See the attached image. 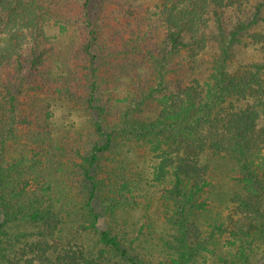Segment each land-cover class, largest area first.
Wrapping results in <instances>:
<instances>
[{
    "label": "trees",
    "instance_id": "16d2710c",
    "mask_svg": "<svg viewBox=\"0 0 264 264\" xmlns=\"http://www.w3.org/2000/svg\"><path fill=\"white\" fill-rule=\"evenodd\" d=\"M55 1L0 0V264H60L56 259L47 262L55 251L65 252L61 264H81L74 253L68 254L73 245L61 241L63 215L78 205L86 228H95L99 189L90 171L119 139L144 145L151 160L158 161L157 178L171 177L166 194L178 227L170 264L191 263L211 241L223 248L233 233L243 237L237 255L257 241L264 252V0H161L155 14L164 33L157 50L145 46L148 25L140 29L141 23L123 40L125 47L114 50L108 39L98 45L102 34L96 22L90 23V0H82L79 13L72 16L76 29L83 25L87 30L80 31L85 36L76 44L82 61L70 60L66 66L82 75L76 86L85 94V109L97 116L81 145L89 149L80 197L73 185L35 188L34 182L44 177L38 166L26 167L31 161L40 165L45 155L80 149L56 144L58 134L48 128L46 109L40 113L36 108V121L22 114L26 80L41 76L51 43L46 23L61 22L66 29L69 22L70 15L56 11L60 4ZM124 15L134 19L139 12L128 8ZM213 26L215 33L208 29ZM74 79L63 87L71 99L76 87L68 84ZM45 80L49 83L50 77ZM103 82L114 83L111 91L133 87L120 91L126 93L121 100L125 108L107 129L101 122L109 112L96 100ZM150 107L151 115L143 116ZM17 142L20 150L5 166L2 156ZM59 198L72 203L58 205ZM224 209L232 214L230 225L214 226L210 220ZM15 223L40 232L22 229L14 234L9 230ZM96 235L101 251L111 252L122 264H137L110 230H96ZM32 237H39L34 241L39 247L21 251L22 240ZM240 257L241 264H248L247 256ZM96 260L93 255L82 262Z\"/></svg>",
    "mask_w": 264,
    "mask_h": 264
},
{
    "label": "rangeland",
    "instance_id": "374dc122",
    "mask_svg": "<svg viewBox=\"0 0 264 264\" xmlns=\"http://www.w3.org/2000/svg\"><path fill=\"white\" fill-rule=\"evenodd\" d=\"M160 1L90 0L87 8L89 16L92 17L90 23L96 24V31L98 33L100 31L102 34V38L97 40V44L101 45L108 39L113 41V49L119 50L125 47L122 44L123 40L128 38L130 32H133L141 23L140 29L145 30L144 25H148L147 30L150 39L145 46L157 50L156 45L164 33V26L159 16L155 14ZM58 2L60 5L56 4V11L66 16L70 15L69 22L66 29L63 28L64 30L60 28L61 22L55 23L54 20H51L46 23L44 29L51 43L48 45L49 50L42 62L41 70L43 72H41V76L36 75V78L32 77L29 78L30 80H26V90L20 101L22 114L29 115L33 121H36L38 117L35 112L37 107L41 110L40 113H42V109L49 111L50 116L47 119V124H49L50 130L58 134L56 144L63 145L64 143L67 148L77 145L76 147H80V149L76 153L69 150L66 153L45 155L42 157L40 165H35L31 161L26 164V167L28 165L31 167L38 166L39 176L44 177V180L34 182L35 188L43 189V185L44 187L49 185L53 188L56 185H60V188L73 185L78 193L77 197H80L85 185L82 181V175L88 167L89 149L81 147V145L85 144L84 139L88 135L86 133L91 130L97 113L87 111L84 107L83 98L85 94L81 88L76 86L82 75L77 69L71 71L66 66L70 60L74 63L75 60L77 63L82 61V58L77 56L78 47L76 44L78 45L82 37L85 36V34H80V31L87 30L83 25L79 27V30L76 29V19L72 16L79 13L83 1L81 0L78 4L75 3V0H58ZM128 8L139 12L137 18L125 19L124 13ZM208 29L215 33L214 26ZM108 60L110 57L107 58ZM144 60L142 61L144 62ZM52 76L58 80L55 82L51 79ZM49 77L50 81L47 83L45 79ZM63 78L64 80L61 82ZM69 78H75L68 84L72 88L73 86L76 87L73 88L75 91L74 99L65 96L63 90L67 84L66 80ZM37 87H40L41 90L37 91ZM109 87L113 89L114 83L106 85L103 82L98 86L96 92V100L100 105H104V109L109 112L106 114V119L101 122L104 129L109 128L117 120L120 110L125 108L126 103L121 100L126 96V93H120V91L133 88L131 85H126L122 86L121 89L111 91ZM151 107L142 115H151L150 113L154 109ZM78 135L84 136L79 139ZM18 142L12 144L10 149L5 150L2 156L5 166L10 165L17 156L14 152L20 150L17 147L20 146ZM102 155L96 167L90 171L99 189L95 205L96 213L99 216L98 222L94 229L86 228L89 224L82 216L84 212L78 205H74L73 210H69V214L63 215L66 220L62 226L61 241L63 245H73L68 250V254L74 253L75 260H81V264H86L82 261L93 255L97 257L95 264H122L111 252L101 251L102 248L97 244L96 230L108 229L122 241L124 247H127L128 253L135 263L170 264V260L175 255L172 248L174 242L172 243V241L177 235L178 227L174 222L178 216H173L174 207L166 194L167 188L170 186V175H165L167 178L165 180L164 178H157L158 161L151 160L144 145L138 141L127 143V141L124 142L123 139H119L114 143L113 148ZM58 201V205L72 203L63 198H59ZM76 201L78 200L76 199ZM231 216L230 211L224 209L221 214L214 215L210 221L214 226L222 228L230 225ZM22 229L40 232L36 226L19 223L12 224L9 231L18 234ZM210 229L207 228V233L211 232ZM35 238L39 237L23 239V242L21 241L22 246H19L23 248L20 250H36L39 244H34ZM242 239V236L233 233L229 239H226L223 248L218 247L219 244H214L213 241H211V245L206 243L205 249L197 254L189 264H241L240 255L247 256L248 264H262L264 252H262V243L259 241L255 245L249 246V249L239 250L238 255L236 254L235 251ZM40 241L44 240L40 239ZM175 245L176 243H174ZM62 255L55 251L47 257V262L50 263L56 259L57 263H65V258Z\"/></svg>",
    "mask_w": 264,
    "mask_h": 264
}]
</instances>
